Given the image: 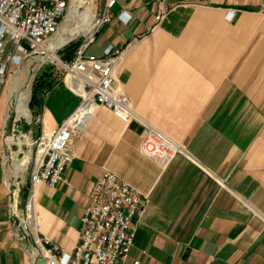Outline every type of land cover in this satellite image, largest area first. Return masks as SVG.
Listing matches in <instances>:
<instances>
[{
  "label": "crops",
  "instance_id": "1",
  "mask_svg": "<svg viewBox=\"0 0 264 264\" xmlns=\"http://www.w3.org/2000/svg\"><path fill=\"white\" fill-rule=\"evenodd\" d=\"M161 7L167 16L156 24ZM109 15L87 53L120 50L115 87L132 118L94 108L65 181L35 186L37 235L72 253L93 186L108 171L149 198L116 264H264V0H112ZM16 67L7 65L8 77ZM9 97L0 84V264H34L38 254L15 237L8 212L13 200L21 210L29 191L27 176L11 195ZM40 97L32 116L46 135L82 102L62 80ZM147 126L182 149L164 169L140 153Z\"/></svg>",
  "mask_w": 264,
  "mask_h": 264
},
{
  "label": "built area",
  "instance_id": "2",
  "mask_svg": "<svg viewBox=\"0 0 264 264\" xmlns=\"http://www.w3.org/2000/svg\"><path fill=\"white\" fill-rule=\"evenodd\" d=\"M112 0H104L95 17L92 34L85 37L67 63H61L64 81L81 95L82 102L52 135H46L40 115L31 116L30 125L40 126L37 138L30 136L31 158L26 168L29 191L24 207L19 210L13 200L9 216L17 221L15 237L31 241L45 264H116L125 260L134 244L137 223L146 213L149 198L120 179L105 171L95 182L80 218L78 244L70 254L61 247L37 235L35 186L45 183L54 188L64 182L63 174L73 159V147L96 106H102L124 122L132 118L128 97L117 87L116 73L121 60L119 49L108 46L102 56L87 53L97 31L110 20ZM68 0H0V84L8 79L9 63L20 67L31 58L58 29L67 14ZM231 19L235 15L231 11ZM167 16L161 7L155 16L159 24ZM11 46L12 51L7 48ZM68 80V81H67ZM182 149L151 126L145 128L140 153L166 168ZM10 154L17 156L16 150ZM22 183V182H21ZM21 184L12 190L14 196ZM135 264H138L137 262Z\"/></svg>",
  "mask_w": 264,
  "mask_h": 264
},
{
  "label": "rangeland",
  "instance_id": "3",
  "mask_svg": "<svg viewBox=\"0 0 264 264\" xmlns=\"http://www.w3.org/2000/svg\"><path fill=\"white\" fill-rule=\"evenodd\" d=\"M69 1V8L67 11V14L65 17L61 20L58 29L56 32L42 45L39 46V48L36 50L37 53H40L42 49H47L53 55L56 59H58L61 63H67L69 60L66 59V51L65 50L70 44L73 43H82L85 39L84 35H78L68 41L66 45L60 46L59 49L55 47V42L57 37L62 33L64 37L68 36V32L65 31L67 29L68 31L73 28H75L76 24H82L83 23V17L77 16V15H68L70 6L76 3V0H68ZM87 5L90 7L89 14L90 15H96L98 13L99 7L103 4L104 0H84ZM82 22V23H81ZM76 51V49H75ZM47 70L49 76V81L52 82V85L55 84L58 80H62L64 78V71L61 67V64L57 62L56 60H53L52 58L48 57L47 55L41 56V57H31L27 59L20 67H16L15 71L9 74L7 85L9 89V129L11 130L10 134L14 135L18 139H22L21 133L15 129V123L17 119V103H18V97L19 95L25 93L27 90H29V100L27 103V109L29 110V113L32 115V111L29 107L31 98H32V91H33V84L36 79V77L41 73L42 70ZM32 129L35 131L36 127L32 125ZM26 134H29V131L24 132ZM15 147V146H13ZM16 149V148H15ZM28 145H24L22 150H16L17 156L14 157L13 154L8 155V168L11 173V175L14 174L15 177V183L18 184V175L20 172H23V177H27L28 174L25 171H21V168H23V160L24 158H28L30 161V153H27ZM21 154L23 156H21ZM29 163V162H28ZM25 172V173H24Z\"/></svg>",
  "mask_w": 264,
  "mask_h": 264
},
{
  "label": "bare ground",
  "instance_id": "4",
  "mask_svg": "<svg viewBox=\"0 0 264 264\" xmlns=\"http://www.w3.org/2000/svg\"><path fill=\"white\" fill-rule=\"evenodd\" d=\"M89 11H90V7L89 5L86 4V2H84V0H76V3L70 6L68 15L69 16L70 15L82 16L84 20H83V23L81 22L82 24H76L75 28H73L72 30L70 29L68 31L67 29H65V31L68 32L67 37H64L62 33L57 37L56 42H55V47L57 49H59L60 46L62 47V45L64 46L68 41H70L71 39H73L74 37L80 34L84 35L85 37H89L92 34L94 26H95L96 15H90ZM44 55H47L53 60H56L57 62H59V60L56 59L53 55H51V53L47 49H42L40 53H35L31 57H41ZM29 93H30L29 90H27L25 93L19 95L17 99L18 100V103H17L18 115H17V119H16V123L14 127L16 130H18L21 133L22 139H18L14 135H10L8 143L10 146L12 145L15 146L16 149L14 150H19V151L22 150L24 145H28L27 153L28 154L30 153V158H31L30 136L29 134L24 133L25 123H29L31 120V114L29 113V110L27 109ZM21 156L23 155L21 154ZM28 162H30L28 158H24L23 168H21V171L26 170L28 166ZM23 175H24L23 172H20V174L18 175V182H17L18 184L15 183L16 187L23 180Z\"/></svg>",
  "mask_w": 264,
  "mask_h": 264
},
{
  "label": "trees",
  "instance_id": "5",
  "mask_svg": "<svg viewBox=\"0 0 264 264\" xmlns=\"http://www.w3.org/2000/svg\"><path fill=\"white\" fill-rule=\"evenodd\" d=\"M79 46V43H73L70 44L65 50L66 51V59L71 60L73 58V54L75 52V49ZM49 74L47 70H42L41 73L36 77L34 84H33V91H32V98L30 102V109L31 111H35V109H38L41 107V93L43 90L48 91L52 87V82L49 81Z\"/></svg>",
  "mask_w": 264,
  "mask_h": 264
},
{
  "label": "water",
  "instance_id": "6",
  "mask_svg": "<svg viewBox=\"0 0 264 264\" xmlns=\"http://www.w3.org/2000/svg\"><path fill=\"white\" fill-rule=\"evenodd\" d=\"M66 45V44H65ZM32 116V115H31ZM30 130V123H25V126H24V132H26V131H29ZM14 149H15V147H14ZM32 149V148H31ZM34 264H45V261H44V259L43 258H37L36 260H35V263Z\"/></svg>",
  "mask_w": 264,
  "mask_h": 264
}]
</instances>
